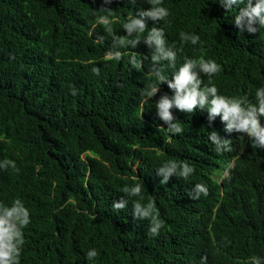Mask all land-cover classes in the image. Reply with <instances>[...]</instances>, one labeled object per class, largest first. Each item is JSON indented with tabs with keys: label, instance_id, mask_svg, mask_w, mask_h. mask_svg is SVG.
<instances>
[{
	"label": "trees",
	"instance_id": "trees-1",
	"mask_svg": "<svg viewBox=\"0 0 264 264\" xmlns=\"http://www.w3.org/2000/svg\"><path fill=\"white\" fill-rule=\"evenodd\" d=\"M102 4L0 0V165L16 164L0 169V203L19 198L30 211L21 264H180L165 258L177 245L162 244L128 218L138 198L113 210L114 201L126 198L123 188L136 183L143 185L142 203L155 199L172 241L196 239L200 248L191 261L201 264L207 256L206 264H251L256 256L264 264V148L243 134L244 153L219 183L214 174L226 167L208 139L216 129L205 121L207 110L183 123V133L171 134L155 107L161 95L173 94L167 84L147 102L141 96L154 82L152 49L140 42L118 49L119 61L105 59L112 35L97 16L108 15L114 33L124 35L128 18L151 5L112 0L113 12L101 13ZM161 6L170 11L168 22L151 21L148 30L163 28L168 46L183 48L177 69L186 57L215 60L222 71L211 83L220 94L255 102L264 87V31L241 33L236 14L220 0H163ZM181 32L200 42H182ZM126 50L143 54L135 53L141 70ZM164 70L171 78L167 62ZM172 160L195 171L162 185L157 170ZM196 184L207 187V196L190 199ZM90 249L98 252L93 261Z\"/></svg>",
	"mask_w": 264,
	"mask_h": 264
},
{
	"label": "clouds",
	"instance_id": "clouds-1",
	"mask_svg": "<svg viewBox=\"0 0 264 264\" xmlns=\"http://www.w3.org/2000/svg\"><path fill=\"white\" fill-rule=\"evenodd\" d=\"M132 2L135 3V0ZM220 2L227 11L236 14L234 23L241 33L247 31L255 34L264 31V0H220ZM111 3L112 0H103L99 12L112 13L113 9L109 7ZM147 3L151 5L150 9L139 10L135 16L129 17L123 24L126 33L124 35L114 33L108 15L97 16V24L103 25L105 31L112 35V47L106 52L105 59L119 61L123 58V53L118 49L129 46L136 48L140 42L152 49L149 72L154 82L142 89L141 96L147 102L161 91V86L165 89L168 86L172 91V95L165 93L158 101L156 98L157 102L155 101L158 116L167 125L166 129L171 134L183 133L186 130L183 123L193 122L199 110H207L208 115L205 116V121L210 127L216 129L209 132L208 139L215 146V151L223 155L222 162L226 167L223 172L214 174L221 183L233 168L237 158L244 153L242 141L246 142V140L243 134L252 140L254 147L264 148V87L256 90L255 102H252L247 97H229L220 94L216 85L211 83V78L222 71V66L215 60L186 57L182 66L177 69V57L179 61V53L183 51V48L169 47L163 28L153 26L150 31L148 30L151 21L154 22L153 25L160 21L167 23L170 11L161 6L163 0H147ZM233 6L239 10L234 9ZM146 31V37L141 39V35ZM180 38L182 42H190L192 45L200 42L199 35L185 32L180 33ZM124 53L131 57L129 63L135 69H142V61L137 59V55L142 56V53L136 51L137 55L135 53L131 55L127 50ZM164 62H167V67L173 70L171 78L165 75ZM92 71L97 76L100 74L99 68L94 67ZM201 74L209 78L208 85H204ZM71 92L72 95L77 94L74 87ZM173 108L176 109L175 116L171 111ZM9 168H16L14 161L4 160L3 165H0V169ZM194 171V167L187 161L178 163L172 160L158 168L157 174L162 177L160 183L166 185L172 176L188 180ZM123 192L126 198L121 197L119 201H114L113 210L117 212L125 210L131 198H138L132 201L133 208L128 212L130 215L128 218L145 226L147 234L156 237L162 244L177 245L166 253L165 258L169 257L168 263L196 264L195 261L190 260L192 253L200 248L199 244H196V239L171 240L174 233L168 232L170 229L163 231L165 222L160 219L155 199L149 198L147 202L142 203L144 201L142 184L126 186ZM201 194L207 196L208 189L203 184H196L193 191L189 193V197L195 200L199 199ZM30 223V211L21 199H15L10 205L0 203V264H21L25 244L24 229ZM86 255L89 261H93L98 256V252L90 249ZM206 261L207 256L202 257L201 264H206ZM251 264H262L261 258L253 256Z\"/></svg>",
	"mask_w": 264,
	"mask_h": 264
},
{
	"label": "rangeland",
	"instance_id": "rangeland-1",
	"mask_svg": "<svg viewBox=\"0 0 264 264\" xmlns=\"http://www.w3.org/2000/svg\"><path fill=\"white\" fill-rule=\"evenodd\" d=\"M177 59H178V57H177Z\"/></svg>",
	"mask_w": 264,
	"mask_h": 264
}]
</instances>
